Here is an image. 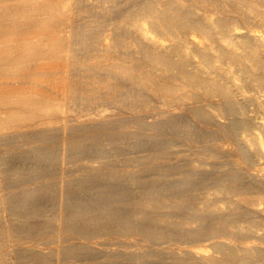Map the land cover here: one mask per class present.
<instances>
[{
  "label": "bare ground",
  "instance_id": "6f19581e",
  "mask_svg": "<svg viewBox=\"0 0 264 264\" xmlns=\"http://www.w3.org/2000/svg\"><path fill=\"white\" fill-rule=\"evenodd\" d=\"M6 1L0 264H264V0Z\"/></svg>",
  "mask_w": 264,
  "mask_h": 264
},
{
  "label": "rangeland",
  "instance_id": "374dc122",
  "mask_svg": "<svg viewBox=\"0 0 264 264\" xmlns=\"http://www.w3.org/2000/svg\"><path fill=\"white\" fill-rule=\"evenodd\" d=\"M4 1H6V0H0V6H1V4L3 3V5H7V4H9L10 2H7L6 1V3L4 2ZM20 2L22 1V2H26V1H29V0H19ZM54 1V0H53ZM58 0H55V2H57ZM262 10H264V8H262ZM258 30H264V28H259ZM41 30H39L37 27H33V28H31L28 32H26V34H24V36L26 37H28V38H30V37H32L34 40H36L37 38H39L40 36H41ZM6 34V35H5ZM4 35L6 36V37H0V49H5L6 47H5V45H6V43H8L9 41H11V40H13L14 39V37L12 36V35H10L9 33H5ZM16 39V38H15ZM2 47V48H1ZM57 78V77H56ZM49 79H51L50 77H41V76H35V77H32L31 78V80H33V81H46V80H49ZM15 80H17L16 78H14V77H12L9 73L8 74H5V75H1L0 76V82H3V83H8V84H10V83H12L13 81H15ZM28 88H31V89H33L34 91H36L37 90V88L36 87H34V86H31V85H28V84H25V85H22L21 86V89H28ZM7 90L8 89V87H3V85L2 84H0V90ZM56 90V87H54V88H51V90H47V89H43V90H41V91H44V93H46V94H49L50 96H52L53 98H56V99H58V97L55 95V92H52V91H55ZM14 113V111H12V110H6V109H1L0 108V117H7V115H12ZM27 166H23V168H26ZM24 171H28V169H25ZM30 174V173H29ZM245 183H249L246 179H245V181H244ZM253 194L254 192L253 191H250V192H248V194H245L246 195V197H248V198H255L253 195H255V193L252 195V196H250L251 194ZM242 197L244 196V195H241ZM241 196H239L238 195V197H237V194L236 195H234V201L236 202L238 199H240L241 198ZM250 196V197H249ZM258 203H260V205H261V207H264V199H262V200H256L255 199V204H258ZM256 207H258V208H260V210H261V207L260 206H256ZM262 210H264V209H262ZM261 214H262V216L261 217H254V218H252V216H251V218H248V219H246V220H243V221H241V222H239V225H242V226H246V225H249V223L250 224H255L254 222H257L256 224H257V229H264V211H261ZM252 219H254V220H252ZM259 219V220H258ZM250 221V222H249ZM261 221V223H259ZM238 238H236L235 236H234V244H238V243H246L247 241L248 242H251L252 240H246V241H241V240H237Z\"/></svg>",
  "mask_w": 264,
  "mask_h": 264
}]
</instances>
